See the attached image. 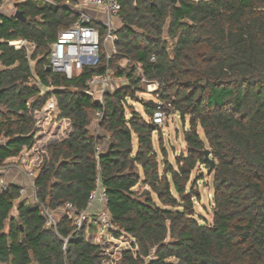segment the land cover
<instances>
[{"label":"trees","instance_id":"trees-1","mask_svg":"<svg viewBox=\"0 0 264 264\" xmlns=\"http://www.w3.org/2000/svg\"><path fill=\"white\" fill-rule=\"evenodd\" d=\"M53 1L15 0L25 20L0 16V168L35 147L36 195L58 224L47 226L38 206L21 199V185H7L0 262L102 264L103 247L62 212L67 203L87 210L101 184L115 236L135 240L120 264H264V0H118L116 52L107 59L102 48L99 63L72 78L48 68L49 50L78 20L71 6L79 0ZM94 25L103 39L106 27ZM16 39L35 44L30 56L9 44ZM108 68L126 82L106 89L101 102L85 91L86 80ZM143 78L158 81L153 93L189 117L186 152L175 164L164 147L159 160L154 134L162 129L150 119L156 102L137 95L146 90ZM38 82L53 90L42 94ZM50 95L71 130L41 149L35 113ZM198 166L213 173L210 223L195 217Z\"/></svg>","mask_w":264,"mask_h":264},{"label":"built area","instance_id":"built-area-1","mask_svg":"<svg viewBox=\"0 0 264 264\" xmlns=\"http://www.w3.org/2000/svg\"><path fill=\"white\" fill-rule=\"evenodd\" d=\"M38 4H56L53 0H33ZM15 4V0H2L0 8L6 4ZM72 9L78 14V20L73 23L69 28L61 30L58 34L56 42L50 45L49 50V64L54 72L63 73L68 78H72L82 72L85 66H95L100 61V54L103 44L111 42L109 49L104 50L107 59L116 52L115 41V19L118 18L121 5L118 0H79L78 4H73ZM16 7L13 6V15L16 12ZM94 23L103 24L106 27L105 35L101 36L100 29ZM10 45L17 49L26 48L30 56L35 49V44L26 39H16L8 41ZM140 71V69H139ZM126 82L125 77H117L113 70L108 68L102 75L94 74L86 80L85 91L91 95H95L101 102L103 101V94L108 88L119 87L122 83ZM152 92L159 89L158 81H148L143 78ZM38 84H40L38 82ZM41 93L45 94L53 87H44L40 84ZM156 105L152 117V122L158 126H162L170 113L173 111L171 102H165L156 95ZM48 112L52 114L57 111V101L54 95H50L47 99L41 112ZM3 139L0 138V143ZM17 167L23 169L27 162V158L21 155L18 158ZM29 177V188L33 193L34 203L38 206L41 216L45 219V224L49 227L57 228L58 213L45 204L40 202L37 198V187L35 185L36 173L31 169H23ZM7 184L3 177H0V192L6 188ZM26 191V187H21V194ZM94 203H99L101 208L95 213L91 212ZM107 196L106 189L99 184L97 189L93 192L91 201L89 202L88 209L77 211L71 204L67 203L62 208L63 213H67L72 218L76 229L82 228L86 225V230L89 225L94 223L97 226L99 238L103 237L106 232L114 228L111 215L106 207ZM131 241H135L134 238ZM104 253V252H102Z\"/></svg>","mask_w":264,"mask_h":264},{"label":"rangeland","instance_id":"rangeland-1","mask_svg":"<svg viewBox=\"0 0 264 264\" xmlns=\"http://www.w3.org/2000/svg\"><path fill=\"white\" fill-rule=\"evenodd\" d=\"M13 4L10 3V6ZM8 9L10 16L13 14V8L9 7ZM119 18V17H118ZM115 19V28L118 26L119 19ZM111 45V42H107L106 44H103L104 50L109 49V46ZM123 65L126 64L125 61H122ZM143 88H146L145 92H139L137 95L140 98V100H143L145 102L153 101L156 102V95L151 91V89L146 84L145 87L143 85ZM128 104L139 110L140 112L144 113L143 104L140 102H136L133 100H129ZM35 118L37 120V126L39 128L40 134L38 135V141L36 142V145L38 147H41V149L44 147L45 143H49L50 141L57 140L63 138L62 131L64 128H66V123L59 122L58 113L54 112L52 114H49L48 112H39L37 111L35 113ZM93 121L91 128L95 131L100 132L98 127L99 117L98 114L93 116ZM69 128V126H68ZM68 128L66 130H68ZM189 128V117H186V120L184 121L179 113H176L175 111H172L165 121V123L161 126V131L156 132L154 134V145L156 147V150L158 151V156L160 162L163 160L164 153L162 152V147H164L168 160L175 164L176 157L180 155L182 152H186V145L184 140V131ZM71 130V128H70ZM66 132V131H65ZM64 132V133H65ZM200 135L202 138H204L203 132L200 129L199 130ZM57 136V137H55ZM59 136V137H58ZM163 141V146H161L160 141ZM39 153V152H38ZM40 157V153L38 154ZM41 160V157H40ZM17 161V160H16ZM16 161H9V163H6V166L3 167V169L8 170H15L19 169L17 167L18 162ZM38 162L39 159H38ZM38 164V165H37ZM34 170L31 168V170L34 171V173H37V170L40 166V163H37ZM23 169H26L25 167ZM20 171V170H19ZM23 174H26L24 171ZM201 178L198 182V189L201 194V198L195 200V217L198 218L202 222L210 223L213 218V173L210 172L207 168L203 166H198L197 169H195L192 173V180H195V178ZM15 213V212H14ZM92 225V224H90ZM89 225V229L92 231L95 229V224L91 227ZM118 228L115 227L109 230L105 233V235L101 238H99V234H97L98 239L96 238V241L93 239V241L97 242L96 244H100L103 247V254L105 255V258L103 260L102 264H120L121 260V253L125 249H130L133 246V241H131L132 237L127 236L123 234L120 237H116L114 231H117ZM87 238V235H86Z\"/></svg>","mask_w":264,"mask_h":264},{"label":"crops","instance_id":"crops-1","mask_svg":"<svg viewBox=\"0 0 264 264\" xmlns=\"http://www.w3.org/2000/svg\"><path fill=\"white\" fill-rule=\"evenodd\" d=\"M13 6H15V4H13L12 6H10V4H6L4 7L0 8V16L1 15L10 16V14H8L10 12L8 9H10L9 7L13 8ZM11 16H14V15L12 14ZM66 121H67V123H66ZM59 122L66 123V128H64V130L62 131L63 138H64L70 132V125H69L70 120L67 118H62L59 120ZM68 126H69V128H68ZM67 128H68V130H66ZM96 128L98 129V127H96ZM55 137H57V136H55ZM21 155H24L27 158L25 168H28V169L32 168L34 170V168L38 165L37 163H40V162H38V159L40 161V157H39L38 152L36 151L35 147L24 148L22 150V152L20 153V155H18L16 157H11V158L7 159L6 162L9 163V161H13V162L16 160L18 161V158ZM23 171L26 173V171L23 169L8 170V169H3V167L0 168V174L2 175L1 177L4 178L5 183L7 185L13 183V184L21 185V187L25 186L26 191L22 194L21 199L24 200L25 202H27L28 204H35L34 200H33L32 190L28 187L29 186V177L27 174H23L22 173ZM100 208H101V206L99 203H94L92 208H91V212L95 213V211H98ZM93 225H94V223H92V225H90V226L92 227ZM97 234H98L97 226H95V229L92 231L89 228L86 230L87 239L93 243H97V242H95L96 238L98 239ZM93 239L95 241H93ZM0 264H4V263L0 262Z\"/></svg>","mask_w":264,"mask_h":264},{"label":"water","instance_id":"water-1","mask_svg":"<svg viewBox=\"0 0 264 264\" xmlns=\"http://www.w3.org/2000/svg\"><path fill=\"white\" fill-rule=\"evenodd\" d=\"M176 1H177V0H173V2H176ZM14 16H16L17 18H20V19H22V20H25V17H24V15H23V13H22L21 11H19V10H16ZM49 69H50V68H49ZM205 153H206V156H207V157L210 159V161H211L212 168H214V166H215V160L212 159V158H210V154H211L210 150L207 149V150L205 151Z\"/></svg>","mask_w":264,"mask_h":264}]
</instances>
